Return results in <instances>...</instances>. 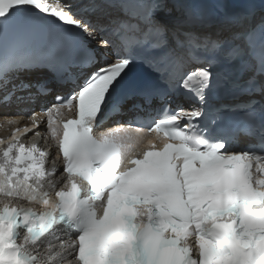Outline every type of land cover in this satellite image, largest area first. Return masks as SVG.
Returning a JSON list of instances; mask_svg holds the SVG:
<instances>
[{
  "label": "snow or ice",
  "instance_id": "snow-or-ice-1",
  "mask_svg": "<svg viewBox=\"0 0 264 264\" xmlns=\"http://www.w3.org/2000/svg\"><path fill=\"white\" fill-rule=\"evenodd\" d=\"M127 2L0 0V107L75 84L0 137V264H264V0Z\"/></svg>",
  "mask_w": 264,
  "mask_h": 264
}]
</instances>
